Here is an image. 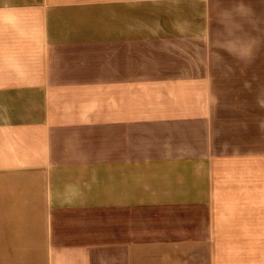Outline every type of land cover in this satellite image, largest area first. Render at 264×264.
Masks as SVG:
<instances>
[{
	"label": "crops",
	"instance_id": "obj_1",
	"mask_svg": "<svg viewBox=\"0 0 264 264\" xmlns=\"http://www.w3.org/2000/svg\"><path fill=\"white\" fill-rule=\"evenodd\" d=\"M263 83L264 0H0V264H264Z\"/></svg>",
	"mask_w": 264,
	"mask_h": 264
},
{
	"label": "rangeland",
	"instance_id": "obj_2",
	"mask_svg": "<svg viewBox=\"0 0 264 264\" xmlns=\"http://www.w3.org/2000/svg\"><path fill=\"white\" fill-rule=\"evenodd\" d=\"M264 85V83H263ZM240 97V96H238ZM242 98H244L243 96H241ZM260 98L262 99V105H264V93L262 95H250V96H246V100H243V104L245 106H250V105H260ZM229 99L231 100V104L228 107H235V106H242V104L238 103L237 100V96L235 97H229Z\"/></svg>",
	"mask_w": 264,
	"mask_h": 264
}]
</instances>
